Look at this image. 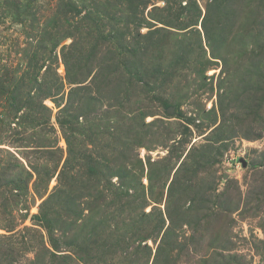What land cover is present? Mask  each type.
Wrapping results in <instances>:
<instances>
[{"label": "rangeland", "instance_id": "rangeland-1", "mask_svg": "<svg viewBox=\"0 0 264 264\" xmlns=\"http://www.w3.org/2000/svg\"><path fill=\"white\" fill-rule=\"evenodd\" d=\"M71 87L86 161H98L90 129L127 126L136 106L145 113V124L132 122L145 145L132 153L143 162L141 189L151 193L146 210L165 209L173 181V204L189 210L178 247L161 243L155 264H264V0H0V251L16 250L15 264L34 257L41 234L47 239L34 215L67 156L54 100L65 103ZM41 100L52 109L46 129L18 121L39 113ZM53 137L52 160L45 144ZM17 159L33 175L26 205L9 193L21 175ZM32 163L53 172L40 195ZM60 212L80 243L58 253L75 256L81 245L78 254L98 264V243L86 253L84 241L98 242L94 213L82 204ZM142 244L154 264L160 237Z\"/></svg>", "mask_w": 264, "mask_h": 264}, {"label": "trees", "instance_id": "trees-1", "mask_svg": "<svg viewBox=\"0 0 264 264\" xmlns=\"http://www.w3.org/2000/svg\"><path fill=\"white\" fill-rule=\"evenodd\" d=\"M66 69L68 81L70 83L76 82L68 64H66ZM76 91L77 88L71 87L67 101L63 104L54 100L60 107L56 120L66 141L67 156L60 169L57 185L41 202L38 213L34 215L42 221L47 239L43 234L40 235L37 245L33 246L36 251L34 257L25 264H78V262L91 264L92 258H89L87 254H78L79 251H83L81 245L75 256L58 253L61 249L67 250L70 244L75 247L80 243V238L72 241L71 236L74 234L69 236L70 232L65 230L66 220L60 215V210L66 209L69 205L80 207L81 204L88 206L89 213L87 216H90L92 212L94 215L91 217H96L95 227L98 226V242L92 238L84 239V241L91 239V242L85 247L87 248L86 253L90 251L91 244L98 243V264H114V261L119 264H147L153 251L150 246L147 244L143 246L142 243L147 242L148 239L155 241L160 237V245L156 249L153 260L155 264L162 251L161 243L169 242L174 248L178 247V237L183 236L180 234V225H182L184 216L189 210L179 206L182 205L180 203L175 202L173 204L175 200L173 196L175 181L169 187L165 209H159L158 212L156 207L153 206L151 210H146L151 193L147 194L141 189V186H144L142 183L143 168L138 165L142 166L143 162L138 154L137 158L134 159L132 153L133 150H136V147L145 145L146 133L140 129L138 131L132 125L133 122L138 126V121L145 124V113L142 112L141 106H136L132 110L131 116L127 118L130 122L126 123L127 126L122 122L116 123L112 126L113 130H110V125L103 123L98 126V130L90 129L89 141L92 144L98 137V161L95 162L90 158L86 161V158L88 159L86 153L81 150L79 152L78 145H80V142L77 136V133L81 131V126H84L79 120V115L83 114H80V112L79 114L72 113L73 109H71L72 97ZM49 96H52V94ZM39 103L41 105L39 113L32 116L29 114L18 115L16 116L18 121L32 122L34 125L42 127V130L46 129V126L51 124L52 109L43 100ZM79 104L80 108H84L86 103L80 98ZM100 127L102 130L99 134ZM100 135H103V137L108 136V138L100 139ZM112 135L110 141L109 138ZM55 139L56 137H53L49 142L53 144H45L51 146L45 152L52 155V160L57 157ZM78 153H80L79 156ZM62 157L58 158V163L53 172L60 166ZM78 158L81 160L76 161ZM17 161V167L21 166V169L19 168L21 175L18 174L9 181V193L17 203L20 201V203L26 205L28 202L27 197L31 193L29 182L33 175L21 160L17 159ZM30 167L35 174L32 185L33 190L38 195L43 194L48 189V182L53 172L35 163L30 164ZM82 168H84L83 172L80 170ZM64 176L69 179L66 184L62 182ZM148 176L151 182L153 180L152 167ZM43 188L44 191L42 192ZM58 198L63 199L59 201ZM176 200L182 199L178 197ZM52 201H54L53 204ZM172 204L173 206H171ZM26 216L27 212L23 214L24 218ZM16 252L10 247L1 249L0 264H15L18 257Z\"/></svg>", "mask_w": 264, "mask_h": 264}, {"label": "water", "instance_id": "water-1", "mask_svg": "<svg viewBox=\"0 0 264 264\" xmlns=\"http://www.w3.org/2000/svg\"><path fill=\"white\" fill-rule=\"evenodd\" d=\"M244 164H245V162H244Z\"/></svg>", "mask_w": 264, "mask_h": 264}]
</instances>
